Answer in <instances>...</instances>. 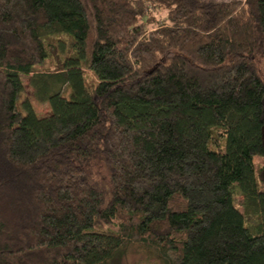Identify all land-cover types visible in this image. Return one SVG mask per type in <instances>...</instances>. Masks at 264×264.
Wrapping results in <instances>:
<instances>
[{"label":"trees","instance_id":"16d2710c","mask_svg":"<svg viewBox=\"0 0 264 264\" xmlns=\"http://www.w3.org/2000/svg\"><path fill=\"white\" fill-rule=\"evenodd\" d=\"M257 54L264 0H0V264H264Z\"/></svg>","mask_w":264,"mask_h":264},{"label":"rangeland","instance_id":"374dc122","mask_svg":"<svg viewBox=\"0 0 264 264\" xmlns=\"http://www.w3.org/2000/svg\"><path fill=\"white\" fill-rule=\"evenodd\" d=\"M44 45L47 51V57L45 60V66L46 69H55L59 68L61 65V62L65 61L68 58H74L77 56L76 50L73 47V41L74 38L72 35L68 33H58V35L43 36ZM257 61H258V69L261 73L264 74V62L260 55L257 54ZM84 78L86 83H90L94 80L93 75L87 71L84 70ZM21 80L25 86L23 93L20 95V97L17 100V107L23 110L22 101L24 98L28 99L31 103L35 113L38 116H44L50 112V107L47 102H39L35 96H34V90L32 86L29 84V76L21 75ZM62 95L66 98H70V90L69 88L62 93ZM24 111V110H23ZM257 166L260 168L262 165L261 160L256 161ZM243 197L240 195H236L234 197V206L238 211L244 214V208H243ZM245 220L249 226H252L256 223L257 219L253 215L245 214ZM107 233L110 231L107 230ZM133 261L132 258L127 257L124 259V262L127 264H130ZM119 258L118 256H114L112 259H110L106 264H118ZM141 262H146L147 264H154L152 261H148L145 258L142 259ZM142 263V264H146Z\"/></svg>","mask_w":264,"mask_h":264}]
</instances>
